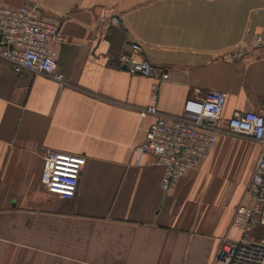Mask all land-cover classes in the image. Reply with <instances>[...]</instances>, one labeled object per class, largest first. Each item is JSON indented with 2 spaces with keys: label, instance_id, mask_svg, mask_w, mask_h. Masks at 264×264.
<instances>
[{
  "label": "crops",
  "instance_id": "1",
  "mask_svg": "<svg viewBox=\"0 0 264 264\" xmlns=\"http://www.w3.org/2000/svg\"><path fill=\"white\" fill-rule=\"evenodd\" d=\"M37 1L63 36L52 49L67 85L0 58V264H213L240 236L231 221L261 147L222 134L163 193L162 167L137 155L153 120L139 112L180 116L187 99L220 91L224 118L264 115V49L241 51L264 0ZM132 43L166 80L127 73L118 55ZM46 150L85 157L72 199L41 185Z\"/></svg>",
  "mask_w": 264,
  "mask_h": 264
},
{
  "label": "built area",
  "instance_id": "2",
  "mask_svg": "<svg viewBox=\"0 0 264 264\" xmlns=\"http://www.w3.org/2000/svg\"><path fill=\"white\" fill-rule=\"evenodd\" d=\"M110 25L120 27L122 20L112 17ZM63 36L52 19L42 16L37 0L18 8L0 5V58L10 63L13 72L23 70L40 74L59 85H67L59 73L52 46ZM264 49V22L245 50ZM141 45L132 43L118 61L131 75L166 80L168 75L140 56ZM226 94L207 91L201 98L187 99L180 116L159 112L149 106L141 118L153 117L137 155H149L163 169L161 190L172 191L176 182L196 168L215 147L220 135L237 136L257 143L261 150L250 175L248 203L238 204L231 224L240 236L222 241L213 264H264V115L235 111L224 118ZM85 165L82 155L46 150L42 159L41 185L62 200L72 199Z\"/></svg>",
  "mask_w": 264,
  "mask_h": 264
},
{
  "label": "rangeland",
  "instance_id": "3",
  "mask_svg": "<svg viewBox=\"0 0 264 264\" xmlns=\"http://www.w3.org/2000/svg\"><path fill=\"white\" fill-rule=\"evenodd\" d=\"M229 137H233V138H239V137H237V136H236V137H234V136H229Z\"/></svg>",
  "mask_w": 264,
  "mask_h": 264
}]
</instances>
